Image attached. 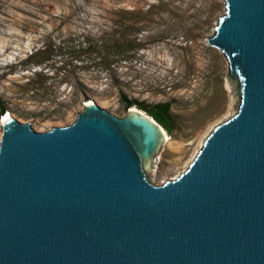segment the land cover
Returning <instances> with one entry per match:
<instances>
[{
    "label": "water",
    "instance_id": "1",
    "mask_svg": "<svg viewBox=\"0 0 264 264\" xmlns=\"http://www.w3.org/2000/svg\"><path fill=\"white\" fill-rule=\"evenodd\" d=\"M207 42L240 106L162 184L167 131L139 108L88 99L48 131L1 115L0 264H264V0H225Z\"/></svg>",
    "mask_w": 264,
    "mask_h": 264
},
{
    "label": "rangeland",
    "instance_id": "2",
    "mask_svg": "<svg viewBox=\"0 0 264 264\" xmlns=\"http://www.w3.org/2000/svg\"><path fill=\"white\" fill-rule=\"evenodd\" d=\"M224 14L225 0H0V103L37 131L72 124L88 99L118 116L168 103L173 128L147 170L162 184L240 106L207 42Z\"/></svg>",
    "mask_w": 264,
    "mask_h": 264
},
{
    "label": "trees",
    "instance_id": "3",
    "mask_svg": "<svg viewBox=\"0 0 264 264\" xmlns=\"http://www.w3.org/2000/svg\"><path fill=\"white\" fill-rule=\"evenodd\" d=\"M130 107V103L127 104ZM6 107L3 103H0V114L6 112ZM164 128L168 131H172L173 116L170 114V105L168 103L158 105L155 109L149 112Z\"/></svg>",
    "mask_w": 264,
    "mask_h": 264
},
{
    "label": "bare ground",
    "instance_id": "4",
    "mask_svg": "<svg viewBox=\"0 0 264 264\" xmlns=\"http://www.w3.org/2000/svg\"><path fill=\"white\" fill-rule=\"evenodd\" d=\"M90 101H92V99H90ZM132 108H136V107H132ZM9 113H11L10 111H8V114ZM234 113V112H233ZM235 114V113H234ZM231 114H229L228 116H226V117H229ZM233 115V114H232ZM222 121V120H221ZM220 123V122H219ZM218 124V123H217ZM217 124H215L213 127H211L209 130H208V132H207V134L203 137V140H202V142H201V144H203V142L205 141V139H206V137H207V135L210 133V131L217 125ZM166 133V132H165ZM165 136H166V139L168 138V136H167V133L165 134ZM191 161H192V158H191ZM191 161H189V164H190V162ZM176 177V176H175ZM174 178V177H173Z\"/></svg>",
    "mask_w": 264,
    "mask_h": 264
}]
</instances>
